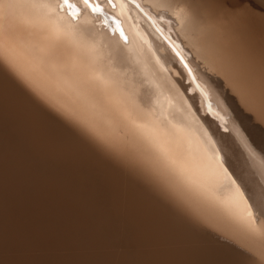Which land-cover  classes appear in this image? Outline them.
Masks as SVG:
<instances>
[{"label": "bare ground", "instance_id": "obj_1", "mask_svg": "<svg viewBox=\"0 0 264 264\" xmlns=\"http://www.w3.org/2000/svg\"><path fill=\"white\" fill-rule=\"evenodd\" d=\"M143 3L156 9L155 0ZM118 12L129 50L157 93L147 132L161 150L192 179L209 185L224 182L217 163L222 157L213 154L208 141H231L235 121L230 117L240 116L244 135L258 154L248 163L258 172L264 160V115L257 111L253 120L232 99L224 100L226 114L211 92L206 102L195 84L180 81V66L164 64L162 57L171 54L164 44L169 33H157L153 23L134 10L138 23L129 20L123 5H118ZM56 14L72 25L70 17ZM79 23L95 21L85 13ZM156 23L163 27V22ZM96 37L97 50L106 57V45L117 37L100 29ZM156 45H161L159 51ZM190 66L199 81L195 64ZM27 71V58L19 53L15 66L0 69V264H246L242 251L213 240L204 229L243 246L234 225L186 215L149 183L127 173L36 95L25 78ZM236 209L242 214L243 204ZM116 244L97 253L92 247H79Z\"/></svg>", "mask_w": 264, "mask_h": 264}, {"label": "snow or ice", "instance_id": "obj_2", "mask_svg": "<svg viewBox=\"0 0 264 264\" xmlns=\"http://www.w3.org/2000/svg\"><path fill=\"white\" fill-rule=\"evenodd\" d=\"M0 4V69L15 66L17 54H23L25 78L33 91L83 139L146 179L184 214L234 225L244 241L237 247L246 264H264V160L258 172L252 171L248 161L258 154L244 135L242 118L230 117L235 121L231 141H208L213 154L222 157L217 163L224 182L209 185L192 179L147 132L157 93L129 50L118 12L123 5L129 20L138 23L134 10L151 21L157 33H169L164 44L171 54L162 57L164 64L180 66V81L195 84L206 102L211 92L227 114L224 100H235L241 113L255 120L257 111L264 115V0H155V10L143 0H54L55 12L53 0ZM56 12L70 17L72 25ZM85 13L94 24L79 23ZM97 29L117 37L106 45V57L97 50ZM160 47L156 45L157 51ZM190 62L200 73L199 81ZM208 108L212 110L211 104ZM214 115L224 121L219 112ZM238 203L243 204L242 214Z\"/></svg>", "mask_w": 264, "mask_h": 264}, {"label": "rangeland", "instance_id": "obj_3", "mask_svg": "<svg viewBox=\"0 0 264 264\" xmlns=\"http://www.w3.org/2000/svg\"><path fill=\"white\" fill-rule=\"evenodd\" d=\"M223 132L228 133V130H227V131L223 130ZM261 133H262V132H259V134H261ZM261 137H262V140H263V142H264V133L261 134ZM263 147H264V146H263ZM116 161H117L116 163H119V165H120L121 167H123L127 173H131V171H129V170L127 169V167H125L120 161H118V160H116ZM134 174H135V173H134ZM135 175H136V174H135ZM136 178L139 179V180H141V181H144V182L148 183L146 179L142 178V177L139 176V175H136ZM193 221H194V219H193ZM194 222H195V221H194ZM195 223H197V222H195ZM199 225H200V227H203L201 224H199ZM203 228H204V227H203ZM143 229H144V232H147L148 227L143 226ZM204 229L208 232V234L210 233L209 235H210V237H211L213 240H215V241H217V242H219V243L229 244V245H231V246L234 247V248L236 247L235 249L241 251V247L238 248V247L236 246V243H235V242L233 243V241L230 240L229 238H226V237L222 236L221 234H220V237H219V233H217V232L211 230L210 228H204ZM217 234H218V235H217ZM230 242H231L232 244H231ZM117 246H119V245H117V244H116V245H105V247H102V245H99V246H79V247H92V248H94L95 250H93V251H91V252L97 253V252H103V251H104V248H113V247H117ZM100 249H102V251H101Z\"/></svg>", "mask_w": 264, "mask_h": 264}]
</instances>
